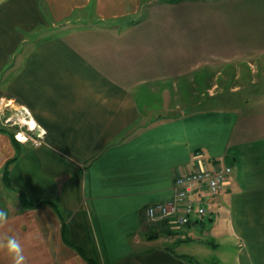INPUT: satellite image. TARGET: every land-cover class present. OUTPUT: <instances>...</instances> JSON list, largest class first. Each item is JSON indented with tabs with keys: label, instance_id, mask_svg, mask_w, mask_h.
Wrapping results in <instances>:
<instances>
[{
	"label": "crops",
	"instance_id": "0c3cea01",
	"mask_svg": "<svg viewBox=\"0 0 264 264\" xmlns=\"http://www.w3.org/2000/svg\"><path fill=\"white\" fill-rule=\"evenodd\" d=\"M198 2L0 0V103L38 137L0 130V247L17 238L26 264H194L155 246L151 229L171 234L172 224L150 222L145 210L174 198L177 175L227 163L233 172L217 195L195 194L208 215L190 225L209 226L213 245L231 241L240 264H264V97L151 113L157 87L202 65ZM238 18L209 32L238 36L241 23L249 34L252 21ZM41 26L63 30L28 48ZM11 119L0 127L12 131ZM0 264H12L3 251Z\"/></svg>",
	"mask_w": 264,
	"mask_h": 264
},
{
	"label": "rangeland",
	"instance_id": "374dc122",
	"mask_svg": "<svg viewBox=\"0 0 264 264\" xmlns=\"http://www.w3.org/2000/svg\"><path fill=\"white\" fill-rule=\"evenodd\" d=\"M181 1L187 0H177V2ZM261 1L263 0H195L199 3L198 7L204 10V22L201 25L205 31L202 33L203 37L199 43L204 51L203 55L200 52L201 56H199L202 65L184 77L173 78L171 86L156 88L153 95L160 97L158 99L161 102L157 103L160 105L159 107L152 105V109L155 107L154 111H151L153 115L167 116L171 113L182 112L184 109L190 111L193 108H226L231 106L228 104L229 100L237 101L235 105L241 106L245 99L254 101L259 97H264V38H257L255 32L260 30V22L261 30L264 31V1ZM242 16H247L252 21L249 29L252 33L248 31L249 34L243 35L241 23H238L236 28L239 31L237 34L240 33L238 36L225 33L219 39L216 38V34L209 32L208 28L212 23H216L221 29L228 31L234 17L240 19L238 17ZM77 25L84 24L79 22ZM62 30V28L47 30L41 26L37 30V34L30 33L32 34L29 38L31 40L27 46L28 48L33 47L37 41H40L39 39H47L53 36V33H61ZM262 31L261 35L264 37ZM231 37H235V39H231ZM230 50L232 55L227 54ZM252 80L259 83L253 84ZM234 83L241 85L240 90L231 91V84ZM199 101L201 102L199 103ZM14 108L5 107L4 103H0V126H4L6 119L12 118V123L17 122L10 127L13 132L23 131L24 137L30 140L32 137H37L34 124L23 119L20 121L24 115ZM170 223L172 224L170 226L171 234L167 233L163 227L151 229L153 233L160 236V239L155 241V246H167L178 254L189 255L194 261L196 260L193 262L194 264L241 263L232 255L234 249L231 246V241L217 238V245L210 242L213 239L208 233L209 226H192L190 224V226H179L174 220ZM188 229L191 230L189 231L191 239L187 238L184 232ZM154 238L157 236L152 237V239ZM184 240L186 242H183ZM234 248L236 249L237 246L235 245Z\"/></svg>",
	"mask_w": 264,
	"mask_h": 264
},
{
	"label": "built area",
	"instance_id": "2783aa9c",
	"mask_svg": "<svg viewBox=\"0 0 264 264\" xmlns=\"http://www.w3.org/2000/svg\"><path fill=\"white\" fill-rule=\"evenodd\" d=\"M37 139L38 137H32L36 143ZM232 172L233 166L221 163L210 168L198 167L191 172L177 175L174 198L148 206L145 210L147 219L150 222L174 220L179 226L202 220L208 215V209L195 194L198 193L201 197L204 194L217 195L228 183Z\"/></svg>",
	"mask_w": 264,
	"mask_h": 264
},
{
	"label": "clouds",
	"instance_id": "9594fccd",
	"mask_svg": "<svg viewBox=\"0 0 264 264\" xmlns=\"http://www.w3.org/2000/svg\"><path fill=\"white\" fill-rule=\"evenodd\" d=\"M8 221V214L5 210L0 209V226H3ZM11 260L12 264H26V257L24 255V248L15 237H9L6 245L0 247Z\"/></svg>",
	"mask_w": 264,
	"mask_h": 264
},
{
	"label": "trees",
	"instance_id": "16d2710c",
	"mask_svg": "<svg viewBox=\"0 0 264 264\" xmlns=\"http://www.w3.org/2000/svg\"><path fill=\"white\" fill-rule=\"evenodd\" d=\"M0 130H3V131H6V132H9V133H11L12 134V136L16 139V134H15V132H13V131H11L10 129H8V128H6V127H0ZM17 140V139H16ZM17 141H19V140H17ZM8 172H9V170H8V166H6V168H5V178H6V180H8ZM21 200H22V202H23V204H25V205H27V206H34V205H38V204H34V203H32V202H30L28 199H27V197L23 194V193H21ZM164 220H167V219H164ZM170 221V220H169ZM171 222V221H170ZM172 232V231H171ZM90 264H97V262L95 261V260H90Z\"/></svg>",
	"mask_w": 264,
	"mask_h": 264
},
{
	"label": "bare ground",
	"instance_id": "6f19581e",
	"mask_svg": "<svg viewBox=\"0 0 264 264\" xmlns=\"http://www.w3.org/2000/svg\"><path fill=\"white\" fill-rule=\"evenodd\" d=\"M19 137H20L21 139H24V138H25L23 134H20Z\"/></svg>",
	"mask_w": 264,
	"mask_h": 264
}]
</instances>
